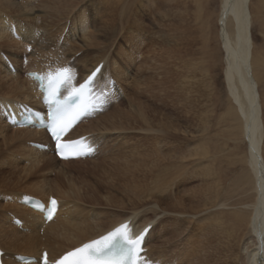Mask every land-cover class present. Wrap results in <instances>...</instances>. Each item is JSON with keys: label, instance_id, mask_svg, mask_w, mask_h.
I'll return each instance as SVG.
<instances>
[{"label": "bare ground", "instance_id": "bare-ground-1", "mask_svg": "<svg viewBox=\"0 0 264 264\" xmlns=\"http://www.w3.org/2000/svg\"><path fill=\"white\" fill-rule=\"evenodd\" d=\"M31 1L0 0V53L3 52L15 68V72H11L0 54V114L11 107L16 115L14 106H37L40 102L36 86L27 77L20 79L23 63L18 55L21 44L25 46L24 49H32L28 55L25 52V60L34 61L25 65L32 72L43 71L46 66L56 64L57 67L68 68L72 77L81 81L94 68L102 65L95 88L97 91L105 89L109 92L108 104L93 120L78 126L74 137L97 133L95 138L88 139L98 147L97 157H105V161L113 163L106 170L107 181H111L108 188H113L125 174L136 170V157L140 150L144 152L152 146H158L163 155L162 162L153 164L150 169L148 167L149 172L147 170L146 173L150 174L144 176L146 180L149 179L151 187L148 186L141 193L143 202L132 207L150 200L158 207L164 204L172 207L166 210L174 214L163 216L156 223L154 220L157 216L163 214L157 208L145 210L142 207L131 209L129 214L123 213L114 223L110 220L111 225H107V221L89 224L87 222L97 221L101 213L95 211L96 206H114L115 201L98 197V193L88 196V193H84L86 190L81 193L80 188H76L69 179L66 191H61L57 185L53 191L49 188V181L41 179L35 189L37 198L45 199L46 203L49 196L58 198L60 206L57 216L44 225L39 214L24 206L8 204L6 207L10 209L0 207V248L5 252V263L18 264L13 260L14 255L38 258L42 250L55 259L120 224L128 223V231L132 236L148 229L144 256L151 264H264V119L259 93L264 79V56L256 49L252 35L253 20L259 16L264 19L262 11L256 7L251 9L252 0H220L215 23L209 18L205 23L202 22L206 26L205 34L210 37L207 36L199 49L191 50L193 55L201 54L200 62L196 63L185 59V53L190 43L193 46L197 44L188 35L191 23L195 24L197 35L200 33V37L203 36L199 16L203 0H133L130 7V0H121L116 11L119 13H111L112 16L99 8V4L102 5L98 3L100 1L56 0L57 4H61L59 9L63 10L65 16L59 9L56 14L63 16L65 21L70 20L65 41L61 44L60 37L53 40L54 37L48 31L38 36V28L33 27L35 20L32 18L34 7ZM258 2L264 8V1ZM44 9L46 11L47 8ZM15 12L18 14L15 15ZM69 14L70 19L67 18ZM146 19L153 20V24L145 25ZM66 25L61 35H64ZM12 33L21 37L18 41L14 40L17 44L12 40ZM213 34L217 38V53H221L224 85L229 100V110L223 116V121L227 122L231 116L236 118L235 122H229L230 134L216 132L206 123L193 131L188 130L191 126H185L190 120L188 109L197 100L191 97L195 94H191L200 93L197 90L198 83L189 79L188 74L192 78L195 74L205 78L211 75L204 56V45L209 44ZM118 36L129 44L133 52L130 50L129 54L123 49L122 40L117 41ZM156 49L162 53L147 58V55L156 53ZM142 52L147 54L143 60L137 61L132 57L133 53L140 55ZM71 57H74L72 63ZM103 83L105 87L99 89ZM119 98L126 100L130 108L128 111L121 108L124 101H121V106H116ZM159 107L169 110V114H161L160 110L156 112ZM236 122L239 123L236 128L240 130L242 141L247 147L246 164L252 187L248 194L250 200L238 203L240 213L231 214L227 209L229 205L218 197V189L223 182L216 168L220 148L217 141L221 136L224 143L222 147L227 146L233 140L232 128ZM29 143L48 144L50 148L40 151L30 147ZM51 149L43 131L32 127H13L0 116V176L5 172H9L7 178L20 174L17 178L20 182L24 176L29 181L39 175L37 173L55 172V176L57 171L64 177L66 170L63 167L93 162L95 159L60 162L53 156ZM21 163H26L24 168L20 166ZM153 168L159 170L160 176H152ZM187 170L191 174L186 173ZM22 173L24 176H21ZM192 181H198L200 186L197 198L180 196L183 192L178 188ZM204 182H207L208 187L203 188ZM6 184L0 180V185ZM100 197L104 202L100 201ZM83 203L91 206V209L86 211ZM12 218L19 219L21 226H15ZM225 218L235 219L240 224L245 221L250 231L240 241L236 253L221 241Z\"/></svg>", "mask_w": 264, "mask_h": 264}, {"label": "rangeland", "instance_id": "rangeland-1", "mask_svg": "<svg viewBox=\"0 0 264 264\" xmlns=\"http://www.w3.org/2000/svg\"><path fill=\"white\" fill-rule=\"evenodd\" d=\"M16 1L19 2L20 0H16ZM96 1L97 2L100 1L98 3L102 4V5L99 4V8L104 13H106L110 16H112V14L114 15L115 13L116 14L119 13V11H118V13L116 11H117V6L121 4V0H96ZM31 3L34 7V12H33L32 18H34L35 23H33V27L38 28L37 29V30H39L38 36L43 34L45 31H48L50 33V35L54 37V38H52L53 40H57L60 37L59 42H60V44L63 43L65 41L66 33L69 30L67 26L69 25L68 23L70 22V20H68L69 22L67 20L66 21L63 20L64 19L63 16H65V15H63L64 14L63 10L60 11L61 4H57L56 0H33V1H31ZM118 3H120V4H118ZM132 3H133V0L128 1V6L130 7V5ZM219 4H220V0H203L201 2V9H200L201 12H200L199 16H200V20H201L200 26L202 27L201 29L203 31L202 37H200L202 35L200 33L197 35V33L194 29L195 24L194 23L192 24L191 21L189 20V22L191 23V27H190V32H189L190 34L188 33V35H190L191 39H193V40L195 39L194 40L195 43L197 42V44L195 46H193L190 43L191 39H189L190 45L187 48L188 50H186V53H185V59H187L189 62L190 61H196V63L200 62L201 54L197 53V54L193 55L191 53V50L192 49L193 50L199 49L200 44L204 43V41L207 40V36H208V38L210 37V35L205 34L206 33L205 32L206 26L202 25V22L205 23L209 18L210 20H213V23H215V20H216L217 14H218ZM48 5H51V6H48ZM53 5H55L56 7ZM44 7L47 8L46 11H45ZM254 7H256L257 10L259 9L260 12L262 11L261 14H264L263 5H260L258 0H252L251 9L253 10ZM115 8H116V10H115ZM58 9H59V12L62 13V15H63L62 17L56 14ZM49 10H51L52 12ZM47 11H49V12L46 13ZM17 14L18 13L15 12V15H17ZM47 14H48V16H47ZM49 15L50 16L53 15V16L50 17ZM54 15H56V17ZM69 17H71L70 14L68 15L67 18H69ZM53 18H55V19H53ZM56 18H58L57 20L59 22L56 20ZM48 19H51V21L50 20L46 21ZM253 21H254L253 26H252L253 40H254L256 49L260 53L262 52L261 54L264 56V19L262 16L261 17L259 16V17H256ZM47 22H49V23H47ZM144 24L145 25H151V24H153V20L146 19V21H144ZM65 25H66V29H64V31H63V34L65 35L64 36L61 34H62V30H63L62 28ZM59 35H61V36H59ZM117 38H118L117 41H119V39L122 40L121 46L123 47V49L126 52H128L130 54V52H131L130 50H132V49L129 48V44L125 43L124 40L122 38H120V36H118ZM19 39H21V37H19V35L17 33H12V40L13 41L14 40L18 41ZM216 40H217V38L213 34L211 36V41L209 42V40H208L209 44L204 45V50H205L204 56L206 58V61L208 62L207 66H208V68L210 70V74H211L209 77H207L208 80L204 76H201L198 74H195L194 78H192L193 77L192 75L188 74L189 79H193V81H196L198 83L199 86L197 87V90H199L200 93L194 92L193 94H191V95L195 94L194 96H191V97H193L194 99H197V100L194 102V104H192L191 108L189 107V109H188L190 112L189 113V119L190 120L187 124H185V126H191V127H188V130L193 131V130H196L198 127H202L206 123L205 125L207 127L215 128L216 132L221 131V132H227V134H230V132L228 133V130L230 128L229 122L230 121L235 122L236 118L231 116V118H228L227 122L223 121V119H224L223 116L226 115L228 110H229V100L227 98L226 89H225V85H224V79H223V62L221 60V53L220 52L217 53ZM15 43L17 44V42H15ZM68 44L71 45V43H68ZM115 44H117V43H115ZM72 45H73V43H72ZM13 46H16V45L13 44ZM24 48H25V46L21 44V46L19 47L20 54L18 55V57L20 59L22 58V63H23L21 75H20L21 80H23L26 77L24 72L26 70H29L28 69L29 67L25 66L26 63L29 62V64H30V63L34 62L33 60H31V61L25 60L26 59L25 52L27 55L30 54V52L28 51V49L26 50ZM12 50H14V48ZM156 50H157L156 53H152V54L148 53L149 55H147L145 53L143 54V52L140 55H138L137 53H133L132 57L134 59L136 58L135 60L139 61L140 59L143 60V58H144L143 56L147 55V58H149V57H152L154 55L155 56L160 55L162 53V52L160 53L158 51V49H156ZM132 52H133V50H132ZM2 53L3 52H1L0 54L2 55ZM73 58L74 57L70 58V63H72L74 61ZM111 84H112V81H111ZM103 87H105L104 83H103V85H100V88H103ZM2 91H4V90H2ZM2 93H5V92H2ZM196 93H198V94H196ZM259 93L261 96V102H262V106H263V119H264V79H263V83H261V85L259 87ZM121 101L122 102L124 101L122 106H121ZM111 102H112V100H111ZM188 104H189V102H188ZM117 105L118 106L120 105L121 108H123L124 110H127V111L130 109L127 106V102L125 99L119 98L117 100V103H116V106ZM157 105L160 106L159 104H157ZM117 108H115V109H117ZM159 108L156 109V112L159 110H160L159 112H161V114H163V113L169 114V112H170L169 110H165V109H161V108L159 109ZM115 109H113L112 111H114ZM192 116H194V117H192ZM205 121H207V122H205ZM84 124H86V123H84ZM84 126L87 127L88 124L84 125ZM237 126L239 127V123L237 124V122H236V124L232 128V136L234 134V136L232 138L236 142H232L233 140H231V142H229V144L223 148L222 147L224 145L223 140H222L223 138L220 136L219 137L220 139L217 141V143H218L217 146H218V148L219 147L220 148H219V153H218L219 155L217 154L218 157H217L216 168H217V172H218V174H220V177H221L222 182H223V184L220 186V189H218V195H219L218 197H219L220 201H222L223 203H227V205H229L227 209L230 210L228 212L231 214L240 213L238 203H240V202L243 203V202L250 200V198L248 199V196H249L248 194H249L250 189L252 187V180H251L250 175H249L250 172H249V169H248L247 164H246L247 147H246V144L242 141L240 130H237V128H236ZM92 135L95 138L97 133L92 134ZM226 138H227V136H226ZM229 147H230V149H229ZM137 156H138V157H136L137 163L135 165L137 171L134 170L131 173L125 174L121 179H119L116 182V184L113 186V188L107 187V185L110 186L111 181L108 182L107 178L105 176L106 170L108 168H110V166H112L113 163H108L107 161H105L106 160V159H104L105 157H100V156H98V157L95 156L94 157L95 159L93 162H87V163H82V164L77 163V164H71L69 167L68 166L63 167L64 170H66V171H64L66 173V176H64V177L60 176L57 173V171H56L55 176H54L55 172H53L54 174L37 173L39 175L36 174L37 176L34 179L28 181V180L24 179L25 176L22 173L21 176H24V178L22 180H20V182H18L17 178L19 177L20 174H17L16 177L13 176L12 178H7L9 172H5L3 175L0 176V180H4L5 183L7 182V184L5 185L6 187L4 185H0V203H1V205H4V206L0 205V207L2 209L9 208L8 206L6 207V205H8V204H15L17 206L18 205L20 206V204L18 203V200H19V197L22 195H26V196H30V195L32 196L33 195V197L35 195V198H37L38 193L35 190L36 186L39 185L38 182H41V179H46L50 183L49 188L51 190L53 189V191L56 189L55 185L59 186V188H61V191L62 190L66 191L67 187H68L67 186L68 183L69 182L72 183V181H73V185H75L76 188L77 187L80 188L81 193H83L86 190L84 193L85 194L88 193L87 194L88 196H94L98 193L99 195H96L98 197L102 196L103 199L112 198L113 201H115L116 205L114 204V206L113 205L110 207L109 206L108 207L107 206H103V207H101V206L97 207L96 206V208H94V209H96L95 211H101V213L98 214V220L97 221L87 222L89 224H93V223L98 222V221H103V222L107 221L106 222L107 225H111V221H112V223H114L115 222L114 220H117L119 218V216L122 215L123 213L129 214L132 211L131 209H137V208H142V207L146 208L145 210H147L149 208H153V209L157 208V211H159V213L163 214V215L160 214L157 216V218L154 220L156 223L158 220H160V218H163V216L164 217L165 216H173L174 213H172V211H170L172 207L171 208H170V206L167 207L166 204L158 207V206L152 204L155 202L150 201V200L145 201L144 203H142V205L132 207V206H134V204H136L138 202H143L141 193L143 191H146L148 186L151 187L149 184L150 183L149 179H147V180L145 179V176L148 174V173H146L147 170L149 172V169L152 168L150 166H152L153 164L159 165V163L162 162V159H163L162 152H160V149L158 146H155V147L152 146L148 151H144V152L140 150V154H138ZM157 156H159V157H157ZM219 156H221V157H219ZM47 160H49V159H47ZM25 164L21 163L20 166H22L24 168ZM148 167H149V169H148ZM58 168H61V167L58 166ZM154 169L155 168H153V170H152L153 171L152 176L159 175V173H158L159 170L158 169L154 170ZM190 172L191 171L188 172V170L186 171V173H190ZM67 173H68V175H67ZM69 174H70V176H69ZM41 175L42 176L44 175V177H41ZM161 175H163V173ZM5 179H7V180H5ZM68 179L71 181L68 182L67 181ZM64 180H66V181H64ZM197 182L198 181L188 182L187 185L182 186L181 188H178L179 190H182V192H183L180 194V196L184 195L185 198H193V199L197 198V196L199 195L198 190L200 188V186L198 185L199 183H197ZM137 183H139V184H137ZM206 183L207 182H204L203 188L208 187V184H209V186L211 185V181H209L207 185H206ZM198 186H199V188H198ZM213 187H214V183H212V189H213ZM91 188H93V189H91ZM90 191L92 192V195H91ZM93 191H96V192L93 193ZM1 197H4L5 199H1ZM100 199H101V197H100ZM129 199H131V200H129ZM100 201L104 202V200H102V199ZM145 205H150V207L145 206ZM82 206L84 208L85 207L87 208V209L85 208L86 211L91 209V206L89 207V205H87V204L83 203ZM99 208H100V210H99ZM160 208L162 209V211L160 210ZM169 208H170V210L167 211L166 209H169ZM2 209H0V210H2ZM143 210L144 209H140L139 211H143ZM164 210H165V212H164ZM4 213L6 214V212H4ZM148 214H149V216H151V212L148 211ZM201 215H203V214H201ZM201 215H199V216H201ZM63 218H64V216H62V219ZM225 220H226V222L224 224V226H225L224 236L222 237L221 241L226 245V247H232L234 249V253H236V252H238L239 245H241L240 241L242 240L243 237H245V234L246 235L249 234L250 231L248 229V225L247 224L245 225V223H244L245 221L242 222V224H243L242 225L237 220L232 219V218H225ZM88 221H90V219H88ZM108 223H110V224H108ZM241 226H243V227L241 228ZM238 228L240 230L237 231ZM170 229H173V228H170ZM237 243H239V244H237Z\"/></svg>", "mask_w": 264, "mask_h": 264}, {"label": "snow or ice", "instance_id": "snow-or-ice-1", "mask_svg": "<svg viewBox=\"0 0 264 264\" xmlns=\"http://www.w3.org/2000/svg\"><path fill=\"white\" fill-rule=\"evenodd\" d=\"M99 69L94 71L89 77L85 84L81 85V89L87 87L88 83L91 82L92 77L96 75ZM69 69H62L57 73L59 79H53L50 75L47 81L48 87L53 90V95L59 91L61 85H65L70 79L67 76ZM81 91L77 89H72L68 95L65 97L64 101L53 100L49 103H55V108L48 112V131L52 139L55 142L56 154L61 158L67 159L64 155L67 149V144H61V133L65 132L74 120H77L80 116L84 114V109L80 105L79 97ZM52 210H55L56 201H51ZM48 219H51V214H49ZM127 225L121 226L114 231L108 233L101 240L93 241L90 244L84 245L83 248L77 250L76 252H71L66 255L59 264H137L135 257L138 255L137 245L141 244L143 236H137L135 240H131L127 234ZM145 232L148 229L144 230ZM120 241L126 243L120 244ZM127 245H130L128 247ZM85 250L89 251V255L94 257V259L89 261H79L70 260V257L77 256L78 252H83ZM37 264H48L47 255L45 254L42 261H38Z\"/></svg>", "mask_w": 264, "mask_h": 264}]
</instances>
